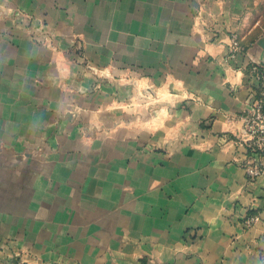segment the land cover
Masks as SVG:
<instances>
[{
	"label": "crops",
	"instance_id": "1",
	"mask_svg": "<svg viewBox=\"0 0 264 264\" xmlns=\"http://www.w3.org/2000/svg\"><path fill=\"white\" fill-rule=\"evenodd\" d=\"M254 64L264 0H0V264H264Z\"/></svg>",
	"mask_w": 264,
	"mask_h": 264
},
{
	"label": "built area",
	"instance_id": "2",
	"mask_svg": "<svg viewBox=\"0 0 264 264\" xmlns=\"http://www.w3.org/2000/svg\"><path fill=\"white\" fill-rule=\"evenodd\" d=\"M230 51L237 53L242 50L240 40L236 35L231 36ZM251 71L261 82L260 93L255 99L251 110L244 117L245 140L252 151V158L246 164L248 178L252 181L264 177V68L258 64L252 65Z\"/></svg>",
	"mask_w": 264,
	"mask_h": 264
}]
</instances>
